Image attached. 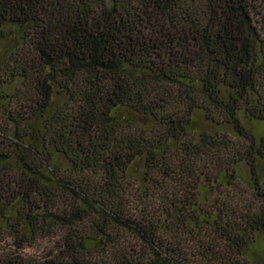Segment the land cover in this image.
I'll return each mask as SVG.
<instances>
[{"label":"trees","instance_id":"16d2710c","mask_svg":"<svg viewBox=\"0 0 264 264\" xmlns=\"http://www.w3.org/2000/svg\"><path fill=\"white\" fill-rule=\"evenodd\" d=\"M249 121L264 0H0V264H264Z\"/></svg>","mask_w":264,"mask_h":264},{"label":"rangeland","instance_id":"374dc122","mask_svg":"<svg viewBox=\"0 0 264 264\" xmlns=\"http://www.w3.org/2000/svg\"><path fill=\"white\" fill-rule=\"evenodd\" d=\"M194 119H195L194 121L195 123L193 127L195 131L208 130L211 133L220 132V134L224 132H230V127L228 125L217 126L216 124L211 123L209 120L205 118L204 113L202 111L196 113ZM246 125L248 130L252 135H254L256 140L257 141L262 140V143L264 144V123H260L257 121H249L246 122ZM244 172L248 178L250 176L248 168H245ZM0 246H2L3 248L8 247L7 243L4 242H2Z\"/></svg>","mask_w":264,"mask_h":264}]
</instances>
